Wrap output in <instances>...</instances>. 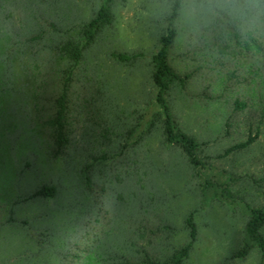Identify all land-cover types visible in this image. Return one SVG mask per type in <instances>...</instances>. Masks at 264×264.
I'll return each mask as SVG.
<instances>
[{
	"label": "rangeland",
	"instance_id": "obj_1",
	"mask_svg": "<svg viewBox=\"0 0 264 264\" xmlns=\"http://www.w3.org/2000/svg\"><path fill=\"white\" fill-rule=\"evenodd\" d=\"M172 2L0 0V264L163 262L187 242L190 214L197 237L183 264L261 263L256 248L232 256L244 202L264 206V0L181 1L169 62L191 76L167 99L200 144L203 178L165 144L154 99L151 57ZM104 3L112 21L73 72L69 143L53 158L51 119L71 62L62 48L83 45ZM256 131L248 148L218 158ZM43 185L55 195L27 199Z\"/></svg>",
	"mask_w": 264,
	"mask_h": 264
},
{
	"label": "trees",
	"instance_id": "obj_2",
	"mask_svg": "<svg viewBox=\"0 0 264 264\" xmlns=\"http://www.w3.org/2000/svg\"><path fill=\"white\" fill-rule=\"evenodd\" d=\"M182 0H173L170 11L166 17L165 32L159 37L158 49L151 57L152 62V84L155 87L156 94L154 96L162 117L164 142L171 147H177L185 156L187 162L192 167L197 177L203 178L208 173L205 162L200 157L199 142L191 135L180 129L171 113L168 103V93L173 85H178L184 88L190 78V74L181 75L177 73L170 65L169 52L174 44L177 36L175 23L179 16ZM112 16L108 7V3L102 4L97 10L95 16L85 24L83 30L84 43L82 46L76 45L69 41L63 45L62 50L65 51L70 59V67L65 71L61 84V90L55 99V110L51 119L53 131V150L52 157L60 156L69 143V138L66 131V119L68 112V96L72 82L73 72L78 66L83 51L96 38L102 27L110 24ZM114 58L120 62H130L137 55H129L125 53H115ZM244 104L235 103L237 109H243ZM258 137V131L255 134H249L247 138L240 143L234 144L227 148L218 158L226 157L231 153L242 151L252 145ZM206 184L209 180L206 179ZM218 183V188H222ZM56 189L54 186L43 185L34 191L27 199L36 197L51 198L55 195ZM221 197L225 199L222 193ZM26 199V200H27ZM244 208L248 215V220L245 225L243 241L240 249L232 256L234 259L245 258L254 248L258 249L261 255V263L264 264V206H251L244 202ZM185 225L188 229L187 242L173 251V253L163 262H157L149 257L136 262L135 264H183L189 257L197 237V227L193 221L192 214L185 219Z\"/></svg>",
	"mask_w": 264,
	"mask_h": 264
}]
</instances>
